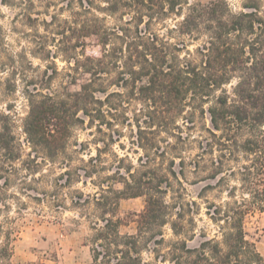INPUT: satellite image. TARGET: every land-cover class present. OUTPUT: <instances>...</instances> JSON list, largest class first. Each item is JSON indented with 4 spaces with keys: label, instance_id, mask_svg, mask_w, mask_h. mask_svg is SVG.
<instances>
[{
    "label": "trees",
    "instance_id": "obj_1",
    "mask_svg": "<svg viewBox=\"0 0 264 264\" xmlns=\"http://www.w3.org/2000/svg\"><path fill=\"white\" fill-rule=\"evenodd\" d=\"M75 1L78 6L70 4L67 21L70 35L62 32L61 51L69 65L67 83L77 87L43 91L35 85L27 90L29 110L23 131L33 152L28 158H23L14 120L0 112V264H13L12 241L24 218L20 206L18 215L11 214L9 202H21L16 194H9L15 180L21 181L22 189L26 187L27 175L18 177L21 171L32 175L50 160L65 167L62 175L79 177L83 171L92 177L104 170V154L112 145L118 142L124 147V126L130 128V144L145 151V159L139 160L147 168L160 160L173 163L168 149L190 143L192 132L200 128L196 141L201 145V162L207 164L206 155H211L208 177L218 183L232 179L236 184L228 190L230 202L208 212L218 225L219 238L204 235L196 247L175 240L164 253L158 249L165 244L161 227L170 223L176 235L186 231L182 217L172 220L164 195L175 171L162 169L149 179L146 192L159 194H147L141 212L122 218L116 212L119 200L137 195L127 192L145 191L137 169L132 164L123 166L126 158L112 152L117 169L110 177L123 187L102 186L103 192L113 193L112 198L101 193L84 200V204L93 200L102 213L101 222L92 225L89 264H153L143 258L150 242L157 246L158 260L169 264H264L245 230L246 216L264 211V16L260 6L246 3L243 10L234 11L227 0ZM89 38L97 41L96 54L87 51ZM199 40L190 50L188 42ZM129 110L134 112L132 117ZM84 124L95 128L100 145L96 155L74 165L70 140L74 128ZM163 181L166 188L161 186ZM130 222L136 232L123 233L121 226Z\"/></svg>",
    "mask_w": 264,
    "mask_h": 264
},
{
    "label": "rangeland",
    "instance_id": "obj_2",
    "mask_svg": "<svg viewBox=\"0 0 264 264\" xmlns=\"http://www.w3.org/2000/svg\"><path fill=\"white\" fill-rule=\"evenodd\" d=\"M189 1L207 3L211 0ZM227 1L234 11L243 10L246 3H257L264 16V0ZM70 4L75 8L78 6L75 0H0V112L14 120V132L23 145V158L33 153L23 131V119L29 110L27 90L33 89L35 85L43 91H47V87L52 90H60L66 85L72 90L77 87L67 83L69 65L61 51L65 46L62 32L67 30V21L71 19ZM108 22L112 23L113 20L110 18ZM168 23L172 24L173 21ZM200 42H188L189 49L192 50ZM98 49L97 41L89 38L87 51L96 54ZM128 112L132 117L134 112ZM121 128L124 129L121 138L124 147L119 146L118 142L112 145L108 153L104 154V170L92 177L84 176L83 171H80L79 177L62 175L65 167L59 161L53 163L50 160L43 161L32 175L21 171L18 177L27 175L24 177L26 187L22 189L18 179L11 184L9 192L21 200L17 205V200L9 199L11 214L18 215L16 210L20 206L19 210L24 215L19 220L20 232L12 241L13 264H89V240L94 232L92 225L101 222L102 213L93 200L87 204H84V200L101 193L112 198L113 193L109 190L103 192L100 189L102 186L123 187L121 182L110 177L117 169L112 152L126 158L123 166L132 164L137 169L136 174L142 180L141 189L145 191L127 192L130 196L137 195L119 200L116 212L122 218L129 219L134 213L141 212L147 194H159L146 192L149 179L162 169L175 171L174 176L170 175V187L164 195L170 206L172 220L182 217L180 219L186 231L176 235L170 223L161 227L165 239V244L158 246L161 252L166 253L169 244L175 240H186L190 247H196L205 238L204 235L219 238L218 225L208 212L230 202L228 190L236 182L229 179L218 183L217 179L208 177L211 155H206L207 164L201 162V145L196 141L200 139V128L192 132L190 143L180 144L178 149H168L173 163L170 159L160 160L148 168L142 167L139 160L145 159V151L129 142L130 128ZM97 136L95 128L87 124L74 128L69 149L74 165L82 164L81 160H87L90 155H96V146L100 145L97 144ZM161 186L166 188L167 181H163ZM240 193L235 192L237 195ZM29 195L38 196L39 199L33 200ZM245 230L247 238L255 243L264 257V211L254 210L248 214ZM121 231L135 233L136 225L127 223L121 226ZM156 237L160 238L159 235ZM155 247L154 242H150L143 250L144 260L153 264H169L158 260L160 255L154 251Z\"/></svg>",
    "mask_w": 264,
    "mask_h": 264
}]
</instances>
